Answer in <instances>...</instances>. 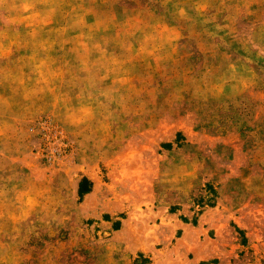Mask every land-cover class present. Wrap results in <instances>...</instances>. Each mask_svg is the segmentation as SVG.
<instances>
[{
    "label": "rangeland",
    "instance_id": "374dc122",
    "mask_svg": "<svg viewBox=\"0 0 264 264\" xmlns=\"http://www.w3.org/2000/svg\"><path fill=\"white\" fill-rule=\"evenodd\" d=\"M29 2H0V264H264V0Z\"/></svg>",
    "mask_w": 264,
    "mask_h": 264
},
{
    "label": "clouds",
    "instance_id": "9594fccd",
    "mask_svg": "<svg viewBox=\"0 0 264 264\" xmlns=\"http://www.w3.org/2000/svg\"><path fill=\"white\" fill-rule=\"evenodd\" d=\"M0 2H3V0H0ZM36 2H44V0H36ZM34 3L29 2V0H23V3L20 5L21 10L23 12H29L32 8H34ZM40 17V13L39 12H35L33 13L32 16L26 17V19H36ZM42 22H47L46 19L43 20ZM5 54H7V50L5 49Z\"/></svg>",
    "mask_w": 264,
    "mask_h": 264
}]
</instances>
